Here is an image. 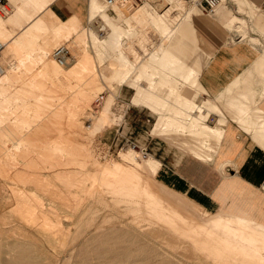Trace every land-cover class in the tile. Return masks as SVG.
<instances>
[{"label": "rangeland", "instance_id": "374dc122", "mask_svg": "<svg viewBox=\"0 0 264 264\" xmlns=\"http://www.w3.org/2000/svg\"><path fill=\"white\" fill-rule=\"evenodd\" d=\"M229 1L251 23L233 13L228 0L213 15L197 6L200 0H136L119 10L99 7L90 17L88 0L87 24L78 14L63 19L48 12L56 2L50 0L45 7L27 6L2 25L6 49L16 51L0 56V214L7 215L0 218V260L5 258L0 264H82L124 257L128 264H264V246L246 241L252 233L239 232L246 239L234 245L224 231L206 230L168 204L141 198L130 186L129 173L137 172L153 191H166L158 185L160 170L145 172L148 162L158 161L161 168L146 148L150 142L197 156L199 145L192 144L189 153L178 141L191 143L190 134L203 131L214 159L232 120L227 108H264V88L258 95L247 79L234 81L218 96L208 95L200 82L214 52L205 42L200 45L192 24L194 17H213L223 23L229 41L241 37L260 50L255 69L264 86L263 33L253 24L257 11L246 0ZM38 19L53 20L52 32L33 30ZM55 34L60 39L43 50L42 40ZM27 37L32 44L25 47ZM61 45L69 49L65 68L52 56ZM118 74L124 78L115 79ZM102 94L105 99L93 113ZM206 126L220 135L215 138ZM162 134L175 141H165ZM127 142L146 148L148 155ZM179 198L205 220L217 212L230 214L224 208L204 211ZM58 220L69 227L64 239L44 233ZM131 229L138 240L128 236ZM121 245H129L131 252L118 251ZM109 249L118 252L105 256Z\"/></svg>", "mask_w": 264, "mask_h": 264}, {"label": "crops", "instance_id": "0c3cea01", "mask_svg": "<svg viewBox=\"0 0 264 264\" xmlns=\"http://www.w3.org/2000/svg\"><path fill=\"white\" fill-rule=\"evenodd\" d=\"M246 1L257 11L253 24L263 33L259 36L264 42V0ZM8 2L10 4L13 0ZM87 6L88 0H56L51 11L63 19L78 14L87 24ZM227 7L251 23L246 13L238 11L235 2L228 0ZM192 26L200 45L205 42L206 47L213 50L211 53L214 52L200 75V82L208 95L218 96L238 79L254 82L255 91L258 95L262 93V77L255 69L261 55L258 48L244 39L240 40L241 37H237L235 43L231 38L229 41L223 23L213 17H194ZM251 73L252 76L249 75ZM227 110L232 114V120L228 118L225 141L220 153H214V159L207 156L208 160H201L173 149H162L157 142H150L146 148L161 161V168L157 161L155 174L160 170L157 178L165 188L187 198L204 211L214 213L224 208L230 214L241 213L242 216L238 217L264 227V191L261 189L264 180V108Z\"/></svg>", "mask_w": 264, "mask_h": 264}, {"label": "bare ground", "instance_id": "6f19581e", "mask_svg": "<svg viewBox=\"0 0 264 264\" xmlns=\"http://www.w3.org/2000/svg\"><path fill=\"white\" fill-rule=\"evenodd\" d=\"M49 1L50 0H13V2H14V10L12 12L10 11V13L7 14V16H10L9 20L5 21V20L0 18V29H1L3 24H8L11 21H13L14 19L16 20V18L20 17L22 15V13H25V10H26L27 6H32V7H35V8L45 7V4H49ZM101 1L102 0H90L89 17H90V11L92 10L93 14H94L96 12V10L99 9V7L101 8V10H106V9L119 10V9L122 8V7H119V6H113V7L109 6L108 3H107V0H103V3H104L103 6L104 7H102ZM221 5H222V1H221V4L215 10V12L221 7ZM197 6H198V3H197ZM47 11L48 12H52L51 10H48V9H47ZM214 13H212L210 15H213ZM52 14L56 15L54 12H52ZM28 15H30V14H28ZM31 25L33 26V30H46L49 33L51 31V29H52V26H53V20L47 21L45 19H38L35 22L33 21ZM105 27L106 26H102L100 31H105V29H106ZM30 35H32V34H30ZM29 38H31V37H27L26 39H23V43H22L23 46H25V47L28 46V45L31 46L32 43L29 41ZM58 39H60V36H58L57 34H55L52 37H48V38L46 37V39L42 40L43 41V45H44L43 46V50L49 51V48ZM0 41L2 42V44L4 46V49H3L4 53L2 52L4 54V57L8 56L9 53H12V52L14 53L16 51L13 48L6 49L5 38L2 37L1 35H0ZM52 56H53V54H52ZM53 59L55 60L54 56H53ZM56 63L59 65L58 66L59 68H65L68 65V61H67V65H65V66L60 65L57 61H56ZM117 77L124 78V75L118 74L114 78L116 79ZM104 99H105V97H104ZM134 102H136V100ZM97 108H98V106H97ZM97 108L96 107L94 108L93 113H94V111L98 110ZM93 113H90V114L93 115ZM94 118L96 119V117H94ZM238 121H240V120H238ZM205 130L208 131V132H212V133L216 132L215 133V138L220 135L219 134L220 130H216V129L212 128V127L206 126ZM162 135H163V138L165 139V141L166 140L169 141V142H174L175 141V139L172 136H170V134H162ZM70 136H72V134ZM205 137H206V135H204L203 131L197 130V131H194V132H192L190 134L191 143L188 142L187 140H180V141H178V146L181 147L182 150L190 153V151H194L193 148H192V144L199 145L201 147L202 152H197V151H194V152L196 153L197 157L200 158L201 160H208L209 158H207V156H208V154L210 155V149L207 146L204 145L205 144ZM78 142L80 143V145L83 148H85L84 146H86L87 143H85L83 141H80V139H79ZM32 145H34V144H32ZM133 150L135 152H138L136 149H133ZM132 155L133 154L130 153V156H132ZM147 155H148V153H147ZM209 157L211 158V156H209ZM84 158L86 159V157H84ZM129 160L135 165V167L138 166V163L134 160L133 157L132 158L130 157ZM155 163H156L155 161H153L152 163L151 162L147 163V165L145 166V172H146L147 175L150 174V170L152 168H155L153 171L156 170L157 165ZM53 167H57V166H52V168ZM130 177H131V182H130L131 185L130 186H131L132 191L133 192L135 191L136 194L139 195L141 198L148 197V198L154 199L153 200L154 203L168 204L169 207H171V208L175 209L176 211H178L179 214L184 215L186 218L192 220L194 223H197V224L201 225L206 230L214 229V230H217V231H224L225 234H227L229 236L230 242L234 243V245H236V244H238L240 242H243V240L246 239L245 237L241 238V236H239V232L248 231L249 234L252 233V235H254V237H251V239L247 238L246 241L248 243H252V244L257 245V247L259 249H263V246H264V227L263 226L255 223V222H248V221L244 220L243 218L238 217L236 215L228 214L227 217H225L221 213L213 214L212 217H210V218L205 220V219L200 217V215H199V213L197 211L193 210L189 205L184 203V201H182V199H180L181 197L179 198L180 195H178L175 192L165 188L161 183H158V185L160 187H162L163 189H165L166 191H164V190L162 192L153 191V189H152L153 187L150 185V181L148 180V178H144L141 175V173H137V172H133L132 173V172H130L129 173V178ZM183 199L186 200V201L188 200L187 198H184V197H183ZM195 205L197 207H199L197 204H195ZM67 207L69 208V205ZM0 215H1L0 218L2 217V219L3 218L7 219L6 218L7 215L6 216H5V214H0ZM227 218H231L233 221L230 222V221L227 220ZM117 220H118V218L116 217V219L114 221L117 222ZM68 228L69 227L64 226L63 223L58 220L57 224L54 227H49V229H45L44 233H49L51 238L53 237V238H56V239L57 238L64 239V238L67 237V234L69 232ZM118 231H120V230H118ZM128 236L131 237V238L137 239V237L135 235V231L132 230V229H131V232H130V234ZM88 241H89V239H87V242ZM14 245L12 247L13 249L18 247L17 243H15ZM3 247H4L3 243L0 244V250ZM118 251H120V252L123 251V252H125L126 255L128 254V252H131L130 248H129V245H121V246H119L118 247ZM118 251L112 252L111 249H109L107 251V253L105 254V256L113 255V254L117 253ZM5 255H8V252L5 253ZM253 255H255L258 259H262V257L260 255H258L257 253H253ZM128 260L129 259L125 260V257H124V258H121V259H115L113 261H104V262L101 261V262L94 263V262H90L89 259H85V261H83L82 264H128ZM0 261L1 262L5 261V258H1Z\"/></svg>", "mask_w": 264, "mask_h": 264}, {"label": "built area", "instance_id": "2783aa9c", "mask_svg": "<svg viewBox=\"0 0 264 264\" xmlns=\"http://www.w3.org/2000/svg\"><path fill=\"white\" fill-rule=\"evenodd\" d=\"M222 0H200L198 3V7L204 11H206L208 14H212L215 12L217 7L221 4ZM107 3L109 6H119V7H129L133 4H136V0H107ZM11 11L10 4L8 0H0V14L6 16ZM4 49V46L2 42L0 41V55L2 54ZM53 56L55 60L62 66L67 65L68 56H69V49L65 45L58 46L54 52ZM104 100V95H100L96 101H95V107L99 106ZM127 146H131L133 149L138 150L142 153L144 157L147 156V149H140L138 146L134 143L127 142ZM261 189L264 191V180L261 184Z\"/></svg>", "mask_w": 264, "mask_h": 264}]
</instances>
